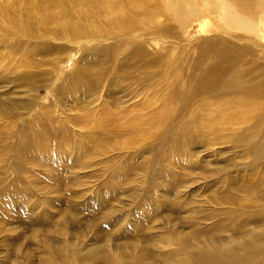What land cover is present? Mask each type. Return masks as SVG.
<instances>
[{
	"label": "rangeland",
	"instance_id": "rangeland-1",
	"mask_svg": "<svg viewBox=\"0 0 264 264\" xmlns=\"http://www.w3.org/2000/svg\"><path fill=\"white\" fill-rule=\"evenodd\" d=\"M142 1L117 4L122 10L135 8L136 25L123 37L106 19L94 21L91 29L111 30L113 40L84 38L74 43L54 33L56 24L69 19L66 4L0 0V264H46L51 253L61 254L68 245L74 248L66 253L76 264H95L90 256L79 257L95 239L105 240L102 244L109 248L124 230L135 241L136 228L148 237L142 241L154 243L149 240L152 231L161 230V241L173 239L180 248L177 232L192 241L190 230L201 228L180 224L191 216H179L180 205L189 209L200 204L209 215L229 207V188L236 192L237 186L260 177L264 190V2L242 0L245 3L235 5L237 12L246 8L243 19L259 30L252 32L226 22L216 5L219 0ZM34 4L41 6V20ZM9 11L15 14L7 19ZM142 28H149L144 35L149 58L161 57L159 75H151L142 88L135 81L122 83L116 74L114 81L111 74H103L94 95L85 87L76 89L75 79L86 67L93 64L101 72L113 64L101 68L98 50L116 42L115 49L123 47L124 40L133 41ZM221 59L217 76L210 71ZM76 92L84 95L74 102L64 100ZM47 123L57 131L59 123L65 124L70 136L60 143L56 137L45 141V149L35 145L31 152H26L29 140L14 139L15 133L28 131L25 124ZM226 178H237L236 185ZM158 183L151 199L169 201V208L147 220L139 212L145 207L149 214L155 210L143 207L142 200ZM237 195L244 193L239 190ZM204 222L210 231L215 221ZM208 234L217 235L214 230ZM217 238L226 248L231 244L226 234ZM154 240L155 249H165ZM198 251L188 250L190 255ZM169 254L170 259L159 258L154 264L174 263L176 255Z\"/></svg>",
	"mask_w": 264,
	"mask_h": 264
},
{
	"label": "bare ground",
	"instance_id": "bare-ground-1",
	"mask_svg": "<svg viewBox=\"0 0 264 264\" xmlns=\"http://www.w3.org/2000/svg\"><path fill=\"white\" fill-rule=\"evenodd\" d=\"M140 1L143 2L142 0H53L54 3L56 4L64 3L69 8L65 13L69 17V19L65 18L64 20H61L59 24H56L54 26L55 27L54 33L57 34L58 32H61L62 34L60 33V35L62 37L70 38L73 40L74 43H82V41H84L82 39L84 38H87L88 40L95 38L94 40L98 39L99 42H103V40L106 41L105 39H108L107 41H110L113 40L112 37L113 32L111 30L95 31L91 29L92 27L91 24L94 21H98L97 23H104L105 20L108 19V21L107 20L106 21L109 24L113 23L115 30H121L120 32L123 33L122 35L123 37L125 33L130 31L132 25L133 26L136 25L134 20L136 19V16L134 15L135 8L127 6L125 10H122L118 7L117 4L126 5V3H128V5H131L134 2L138 3ZM212 2L214 3L216 2V0H212ZM263 2L264 0H260L259 3L257 1L255 5H262ZM236 3L241 4L245 2L242 0H237V2L233 0L232 1L219 0L216 3L217 7L219 8V14L223 16L226 22H230L231 24L233 23L235 28L245 29L247 31H252V32H258L259 30L256 31L253 23H248L243 19V13L244 14L246 13L245 12L246 8L242 12H237L235 7ZM113 7L115 10L113 9ZM261 8L264 9L263 6H261ZM35 9H36V17L39 20H41V15H42L41 6L38 8L35 5ZM13 14H15V12L12 11L7 12V19L10 18ZM51 14L54 16H56L55 14H58L57 16L60 15L59 12H55V11H53ZM88 21H92V22L88 23ZM261 21L264 25V16L261 19ZM142 24L146 26L147 21H145ZM148 29L142 28V34L136 37V39H134L133 41H128L127 39H125L123 42V47H119L118 49H115L116 46L114 45L117 43L116 42L114 44H111L110 45L111 47L107 46L109 50L107 49V47L106 48L102 47L101 50H98L95 55L99 57L98 59L99 64L101 65L103 64L101 68L104 66L105 63L107 64L113 63V64H111L110 68L106 67V69H103L101 72L94 70L92 68L93 64L92 66L90 65L86 67L85 71L79 73L75 79L78 82V84L76 83V89L85 87L84 89L90 90L91 96L94 95L93 93L96 87L99 85L102 86L101 84L103 83V81L101 84L99 83L101 80H103V74L104 75L111 74L110 78L112 81H114L113 76L116 74L118 75L122 83H124L125 81H130V82L135 81L139 83L142 88L145 86V83H147V79L151 75L153 76L159 75L160 70L158 66L161 65V57L157 55L154 56L153 59L149 58L150 51L147 49L149 41H147L146 38L147 36L146 37L144 36L146 34L145 31H147ZM155 30L156 29H154V31ZM114 40H116V38H114ZM128 46L130 47L132 46L131 49L132 51L130 53L126 52L127 49L129 48ZM156 47L154 48L158 49L159 45ZM92 50L93 52H96L97 49L95 48ZM103 54H105V58H103ZM156 54H159V51H157V53H153V55ZM223 64H224V60L221 59L218 62V64L211 69L210 72L218 76V74L222 69ZM227 65H229L228 59L225 64V67ZM156 67L158 68L155 69ZM135 73H136L135 78H132V76ZM96 74L98 77L96 76ZM68 81H69V77H67L63 87L62 86L61 87L62 88L66 87ZM28 84L32 86V76L28 78ZM78 93L79 95L75 97V95H77ZM82 95H84V92L82 93L76 92V94L71 93L69 96L63 98L66 102L67 101L74 102L78 97L81 98ZM106 112L107 109H105L104 113ZM3 116H8V114L7 115L3 114ZM111 116H113L112 113ZM51 122H53V119L51 120ZM59 124L60 125H58L57 128L58 131L53 127L55 125L51 123H47L43 125L25 124L24 127L27 128L28 131H26L25 129L26 131L25 133L22 134L15 133L14 139L16 137L20 139V141L22 140L26 142L27 140H29L28 143H32V145L28 146L26 152H31L32 149L35 148V145H38L40 147L39 149L41 148L45 149L47 148V146L45 147L43 146L45 141L51 140L50 142H52V140H54V138L56 137L57 142L59 139L58 143H60L65 140V137L67 135L70 134L69 128L65 124L63 123H59ZM64 126L65 128L67 127L65 133L63 130ZM30 133H32V135L34 136H31ZM48 148L50 147L48 146ZM82 151L85 152V149L82 148ZM257 156L258 153L256 152L255 157ZM228 180H231L233 184L236 185L235 182L237 178L225 179L226 182ZM261 183H262V179L259 177V179L256 182L253 180L252 182L249 181L250 185L237 186L240 192L244 193L243 197L237 195V192H239V190H236L235 192L233 191L232 188L227 189L228 197L227 199H225V201L229 207L221 208L219 210L217 209L216 212L212 211L211 214L209 215H205L202 213V208L204 207L202 206L200 207V204L198 205L194 203L193 206L190 207L189 209H185L184 206L180 205L179 216H181L182 213L185 214L190 213L191 215L189 218H186L189 220L188 222L182 220L180 224L188 225V223H191L192 225L198 224L199 227H201V228H194V230H190L191 231L190 234L192 235V241H190L187 236L177 232V237L180 242V248H178L177 244L174 242L173 239L161 241V239L164 238L162 236V231L156 230V228L154 229L156 231H152L151 233L153 236L149 237V240L154 241V243L146 240L142 241V239L148 237H144L140 235L139 232L142 229L138 230L136 228L135 233L137 234L138 238L135 241H134V236L127 235L129 231L124 230L122 234L119 235L120 237L116 240L117 244L115 245L113 244L112 247L109 245V248H107L108 245L107 243L102 244L105 240H103L102 242L101 239L97 238L95 239V242L93 241V246L91 248H89L88 250L86 248L85 255H79V254L77 255H79V257L82 256L83 258L86 256H90L89 261H92L95 264H154L156 260L159 258L167 259V260L170 259L173 256V254H169L170 251L171 253H174L176 255L175 262L172 264H264V192L263 193L261 192L264 190H262ZM12 185H14V183ZM150 188L151 189L149 190V192L146 193L147 194L146 197L142 200V202L144 203L143 207H145L146 205H152L154 206L153 210L155 211H153L152 214H149L147 213V209L145 207L146 210L144 209L143 211H140L138 214L139 216L140 215L144 216V218H146L147 220H149V218H151L150 220H153L152 218L155 215L162 213L165 209L169 208V201H164V203L162 202L157 203L154 202L156 201L155 197L151 199L153 190L159 189L160 183H158V185H152ZM0 193L2 194V190H0ZM139 208L140 206H138V209ZM151 208L152 207L150 206L149 209ZM201 213H202L201 215L202 221H199L197 215ZM208 219L210 220V222L215 221L210 224V231L214 230L217 233V235H213V234L207 235V232L210 231H206L205 230L206 228L203 227V224L206 223L204 222V220H208ZM134 220L135 219H131V223ZM111 225L114 224L113 223L109 224L107 225V227ZM107 233L111 234V230H108V232H106L105 230V234ZM218 234L219 235L226 234L227 238L231 240V244H228V248H226L225 245H222V243L218 242L219 241L217 238ZM99 238H101V236ZM111 238L112 236L110 237V239ZM114 238L116 239V237ZM154 238L157 239L158 241L160 240L165 249H157V248L155 249L154 247L156 246L155 245L156 242ZM50 242H51L50 239H46L45 241L47 246L50 245ZM64 243L66 244V242ZM199 243H203V246L197 247V244ZM173 244L177 246V249L176 250L168 249L169 251H167L166 249ZM68 247L66 246L61 248V252H63L61 254L51 253L47 259L49 263L76 264L78 261H73L74 258L70 257L66 253L67 250H72L74 247L73 245L71 249ZM189 249H194L199 251L193 252L190 255V253L188 252ZM58 252L60 253V251ZM187 253L189 254L187 258H185L184 256H186ZM52 254H54V256H51ZM177 256H180V258H177ZM61 257L67 259L69 258V261H60L59 258ZM76 258L78 259V256ZM83 258L80 259L82 260ZM47 260H45L46 264L48 263Z\"/></svg>",
	"mask_w": 264,
	"mask_h": 264
}]
</instances>
